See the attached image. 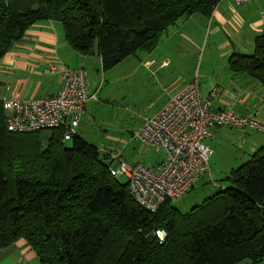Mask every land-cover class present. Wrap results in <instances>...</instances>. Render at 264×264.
Instances as JSON below:
<instances>
[{
  "label": "trees",
  "instance_id": "16d2710c",
  "mask_svg": "<svg viewBox=\"0 0 264 264\" xmlns=\"http://www.w3.org/2000/svg\"><path fill=\"white\" fill-rule=\"evenodd\" d=\"M220 2L0 0V63L34 24L55 21L75 51L101 58L105 72L153 51L179 19L210 18ZM228 65L264 89V35L252 54L233 51ZM44 131L10 132L0 90V250L25 240L40 264L264 262V147L231 173L229 187L188 213L173 201L153 213L111 175L97 146L79 134L64 142L62 129Z\"/></svg>",
  "mask_w": 264,
  "mask_h": 264
},
{
  "label": "rangeland",
  "instance_id": "374dc122",
  "mask_svg": "<svg viewBox=\"0 0 264 264\" xmlns=\"http://www.w3.org/2000/svg\"><path fill=\"white\" fill-rule=\"evenodd\" d=\"M220 16L230 20L227 26L218 23L221 31L214 32L207 18L196 15L186 22L179 21L177 33H164L158 47L152 52L140 51L136 56L122 62L111 70L103 71L101 66L88 69L90 85L97 92V99L88 105V112L83 118L80 133L94 143L103 153L122 156L126 162H141L149 167H158L165 159V153L157 148L148 147L134 139V132L145 118L154 115L168 99L166 87L171 91L170 83L179 80L180 84L191 79H198L202 96L228 70V58H222L223 43L233 34L241 31L248 35L249 26L264 13V0H253L237 5L232 0H221L216 7ZM183 35L189 36L190 39ZM246 44V42H244ZM244 44V45H245ZM241 53L250 55L254 52L245 45ZM251 51V52H250ZM154 61L156 65L169 61L170 67L156 78L151 74H127L141 62ZM177 83V82H176ZM175 93V92H174ZM133 133V134H132ZM52 130H45L44 136H50ZM248 136H229L221 143L209 140L212 153L210 172L201 176L194 189L184 197L173 201L175 207L183 214L200 205L209 197L229 187L231 173L248 162L256 152H250L245 145ZM69 144V143H68ZM112 167L119 168L118 161ZM118 180L125 184L127 178L122 175ZM25 241V240H24ZM236 264H251L246 259ZM264 264V262L262 263Z\"/></svg>",
  "mask_w": 264,
  "mask_h": 264
},
{
  "label": "built area",
  "instance_id": "2783aa9c",
  "mask_svg": "<svg viewBox=\"0 0 264 264\" xmlns=\"http://www.w3.org/2000/svg\"><path fill=\"white\" fill-rule=\"evenodd\" d=\"M242 5L253 0H232ZM52 66L48 72L55 73ZM63 85L53 96L31 100L6 98L1 95L6 113V126L13 133H34L44 130H64L63 141H70L77 132L87 104L97 99L91 91L85 68H64ZM214 89L210 97L201 96L198 79L192 80L175 94L160 111L146 118L134 132V139L142 145L165 153L159 169L143 163L130 164L122 156L106 154L113 177L124 175L134 200L155 213L167 201L184 197L210 172L209 160L213 153L206 141L217 127H238L264 134V124L258 120L259 112L237 113L232 109L215 110L211 100L218 94ZM264 114V111H263ZM118 161L119 168L112 167ZM160 241L165 231H157Z\"/></svg>",
  "mask_w": 264,
  "mask_h": 264
},
{
  "label": "crops",
  "instance_id": "0c3cea01",
  "mask_svg": "<svg viewBox=\"0 0 264 264\" xmlns=\"http://www.w3.org/2000/svg\"><path fill=\"white\" fill-rule=\"evenodd\" d=\"M194 16L196 15L179 19L164 33H170L169 31L171 27H173L171 33L175 35L178 30L174 27H178L177 25L179 21H185L183 22L184 26L186 22ZM256 20L257 21L249 26L247 36L244 37L242 32L238 31L235 34L236 39L233 34L230 36V40L234 41H227L222 44V48H224L223 50H226L222 54V58H228L233 51L241 53V50H244L243 48L245 45L249 46L251 49L254 48L255 39L258 36L264 35V13L261 18L259 17ZM207 21L212 27L216 21L224 26H227L230 23V20L220 16V13L216 12V8L212 16L207 18ZM213 28L215 33L221 31V26L218 25V23ZM183 36L190 39L189 36ZM162 37L163 35L161 36V39ZM244 42H246V44ZM137 53L134 56H136ZM155 65L156 63L154 61H146L145 63L141 61L133 71L128 72L127 74L145 75V73H149L152 78L157 79V76L161 72H165L170 67L171 63L169 61H162L155 69H153ZM52 66L57 68L55 73L48 72L49 68ZM91 66L96 69L100 66L102 68L101 58L98 55L85 56L75 51L66 42L63 27L59 22H38L26 32L22 41L13 46V49L0 63L1 95L6 98L11 97L19 100H31L45 96H53L62 88L63 81L61 72L64 68H85L88 71ZM192 80L193 79L184 82L182 85L179 80L170 83L169 85H175L172 87L173 89L171 91L168 89L167 85V91L165 94L168 93V99L157 109L154 115H156L175 94L184 89ZM215 88L219 90L218 94L211 100L212 106L215 110L232 109L233 111L242 114L259 112L257 118L264 124V89L258 80L245 74H234L230 71L228 65V70L222 74V76L216 81V84L212 85L205 95L202 96L201 93V96L208 99ZM91 91L97 94L92 87ZM91 102L92 101L87 104L83 118H85L88 112V105ZM82 121L77 127L76 134H79L87 140L83 134L80 133ZM229 136H248L245 145L249 147L250 152H257L260 148L264 147V134L251 129L243 130L238 127H217L213 129L212 137L210 139L217 144L219 142L221 143L224 138ZM210 139L206 141V144L209 147L210 144L207 142ZM92 144L94 145V143ZM212 151L213 154H215V149H212ZM160 165L151 168L157 170L160 168ZM0 264H40V261L30 245L24 240H19L13 245L0 250Z\"/></svg>",
  "mask_w": 264,
  "mask_h": 264
}]
</instances>
